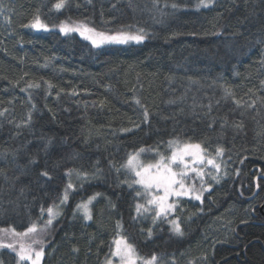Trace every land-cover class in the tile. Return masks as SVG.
I'll use <instances>...</instances> for the list:
<instances>
[{"label":"trees","instance_id":"1","mask_svg":"<svg viewBox=\"0 0 264 264\" xmlns=\"http://www.w3.org/2000/svg\"><path fill=\"white\" fill-rule=\"evenodd\" d=\"M1 1L12 12L0 23V230L46 221L68 174L86 173L46 229L42 264H105L120 238L139 264H264V0ZM37 15L147 37L95 47L79 32L33 29ZM169 141L199 144L220 170L190 173L189 186L210 189L202 202L174 199L153 221L137 213L145 200L122 165ZM93 196L86 222L77 206ZM0 264H17L11 249Z\"/></svg>","mask_w":264,"mask_h":264},{"label":"snow or ice","instance_id":"2","mask_svg":"<svg viewBox=\"0 0 264 264\" xmlns=\"http://www.w3.org/2000/svg\"><path fill=\"white\" fill-rule=\"evenodd\" d=\"M66 0H59L58 3L54 5L56 9H61L65 6ZM212 0H200L198 7H208ZM176 7V5H173ZM0 11H3V6L0 4ZM25 27L29 25H24ZM30 27L39 28L44 30H49L48 25L41 23L39 16L37 15ZM60 31L64 32L66 35L69 32H79L81 36L85 39L90 40L95 47H101L104 44H127L129 41H135L137 43L143 41L146 38V33L143 29H138L135 35L120 31L115 34H106L104 32H97L93 28H89L87 25L81 24L77 27H68L66 25L60 26ZM30 87L32 85H29ZM39 87V85H36ZM139 103V101H137ZM145 118L147 119L148 113L145 110ZM170 147L176 144L175 141L168 142ZM202 149L199 144L190 145L185 144L183 148H173L171 155L166 159L164 155L159 154V159L155 163L144 164L140 161L141 154L146 152V149L140 148L137 152L130 154L126 164L122 165L129 170V172L134 176V179L128 186L131 188L134 185H139L141 190L136 191V196L144 195L146 197V203L148 205H155L158 211L156 212V217H160L162 214L167 215L168 212H174L176 209L175 203H169L170 197H181V196H191L197 201L202 202V195L204 191L210 189H197L195 184L188 186L186 184V179L189 176V172L196 173L201 178L204 172L197 167H193L194 164H204L205 159L202 156ZM223 149L217 151V155H222ZM191 157V159H187ZM207 164L213 165L217 171L220 170V165L216 164L214 160L208 159ZM44 176H48L47 172L43 173ZM83 175H87L86 173ZM215 179V177H214ZM127 183V181H125ZM71 184L68 188H72ZM99 195V194H97ZM67 190L61 203L67 200ZM96 197L93 196L89 198L86 203L80 204L77 207L83 210V213L87 219H92L91 211L89 205L92 203ZM141 209L148 211L143 204H136V211L139 214ZM42 213L44 209H41ZM49 218L44 223L43 228L40 231H45L49 226L52 225L53 220L59 215L58 212L53 211L52 207L47 209ZM173 225V230L178 235H183L182 228L178 220L171 221ZM119 226V225H118ZM11 238L24 237L29 234L37 233V227L33 224L25 232L18 233L15 229H3L0 230ZM149 236L151 235V230H149ZM40 245L39 249L33 248L32 245ZM115 251L112 253L114 257L119 258L120 264H137L135 249L132 245L124 238H120L114 241ZM9 248L13 252L17 253L18 261L24 262L29 261L30 264H40V261L44 255L43 241L41 239L33 236L32 243L25 246L24 243H20L19 250H17L15 243H4V236L0 235V249ZM158 257L153 255L150 259L142 260L141 264H157ZM106 264H112L111 260H107Z\"/></svg>","mask_w":264,"mask_h":264},{"label":"rangeland","instance_id":"3","mask_svg":"<svg viewBox=\"0 0 264 264\" xmlns=\"http://www.w3.org/2000/svg\"><path fill=\"white\" fill-rule=\"evenodd\" d=\"M0 4H2L3 6V11H0V23L2 24L3 27H5V29H7V26L9 25V17H10V13L12 12L11 11V7H10V4L7 2V1H1L0 0ZM42 23V22H41ZM82 23L84 22H81V23H78V22H75V23H67V24H63V25H66L68 27H77L79 25H81ZM61 26V25H60ZM60 26H56L55 28L53 26H48V29L49 30H55V31H59L60 30ZM90 28V27H89ZM35 30H38V31H46L44 29H39V28H33ZM124 32H127V33H130V34H133L135 35L137 33V31H124ZM145 32V31H144ZM64 33V32H62ZM146 33V32H145ZM106 34H111V33H106ZM147 37V35H146ZM90 41V40H89ZM144 41V40H143ZM143 41L137 43L135 41H129V43L127 44H141ZM91 42V41H90ZM127 44H104L102 46H106V45H127ZM176 144H174L173 146L170 147L169 143L167 146H165L166 148H164L162 151L159 152V150H156V151H150V152H145L143 154H141L140 156V161L143 162L144 164H147V163H155L158 159H159V154H162L165 156V158L167 159L170 155H171V152L173 150V148H183V146L185 144H190V145H195V144H192V143H189V142H181V141H175ZM201 149L203 150L202 151V156L204 157L205 159V163L204 164H194L193 167H197L198 169L202 170L204 172V175H205V171L204 170H207L208 167H213V165H209L206 163V161L208 159H212L214 160V162L216 164H218V158L212 154L208 155L204 152V149L201 147ZM187 159H191V157H188ZM124 169L130 174V176H132L134 178V176L129 172V170L127 168L124 167ZM190 173L192 172H189V176H190ZM85 173H78V172H73V173H70L68 174V177H67V186L59 200V203L55 206H53V211L54 213L55 212H58L59 215L55 217L54 220H56L57 218H59L62 214V211H63V207L66 206L68 203H69V200H70V197H71V194H72V191L75 189V185H76V182L77 181H80V180H84V178H86L87 176L83 175ZM197 175V174H196ZM203 175V177H204ZM188 176V178H189ZM198 176V175H197ZM200 177V176H198ZM202 177V178H203ZM187 178V179H188ZM201 178V177H200ZM186 184H187V181H185ZM71 184L73 187L72 188H68V185ZM188 185V184H187ZM189 186V185H188ZM134 187H137L139 190H141L140 186L139 185H134ZM67 190V200L64 202V203H61V201L63 200V197L65 195V191ZM142 198L145 200V208L148 209V211H144L142 210V212L145 214V215H148L153 221H157L159 220L160 218H168L169 216H171L173 214L172 211L168 212L167 215H161L160 217H156V212L158 211V209L156 208L155 205H148L146 203V197L144 195H141ZM177 198H189V199H194L192 198L191 196H181V197H170L169 198V203H173L172 201L174 199H177ZM95 199L92 200V203L89 205V209L91 211V207H92V204L94 203ZM87 202V201H86ZM84 202V203H86ZM83 204V203H82ZM47 211V210H46ZM77 211L84 216V219L86 222H90L91 219H87L83 213V210L77 208ZM46 221L47 219L49 218L48 216V213L46 212ZM53 220V222H54ZM46 221H43L41 224H35L36 227H37V233L35 234H29L28 236H24V237H15L17 238V244L19 245L20 243H24L25 246H27L28 244H31L32 243V239H33V236L35 235L36 238L38 239H41L42 241L49 237V232H47V230L45 231H40L41 228H43L44 226V223ZM224 222V220L222 221ZM221 222V223H222ZM172 225V223H171ZM52 226V225H51ZM49 226V228L51 227ZM173 227V225H172ZM219 229V228H218ZM221 230V229H220ZM18 233H23V232H18ZM5 237V240L8 242V243H12L13 242V238H11L9 235L7 236H4ZM19 250V249H17ZM115 251V250H114ZM13 252V251H12ZM16 257H17V264H30L29 261H24V262H19L18 261V256H17V253L16 252H13ZM136 253V252H135ZM204 257V256H203ZM205 258V257H204ZM43 259H44V255L40 261V264L43 263ZM109 260L112 261V264H120L119 262V258L118 257H112L110 258ZM136 260H137V264H139V257L138 255L136 254ZM106 264V263H105Z\"/></svg>","mask_w":264,"mask_h":264}]
</instances>
